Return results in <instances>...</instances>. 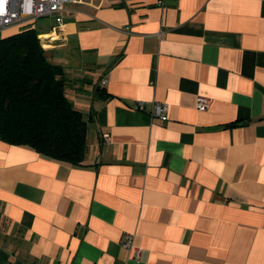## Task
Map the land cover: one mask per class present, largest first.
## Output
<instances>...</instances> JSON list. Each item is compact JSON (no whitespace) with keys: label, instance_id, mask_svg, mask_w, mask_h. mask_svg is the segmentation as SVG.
<instances>
[{"label":"crops","instance_id":"crops-1","mask_svg":"<svg viewBox=\"0 0 264 264\" xmlns=\"http://www.w3.org/2000/svg\"><path fill=\"white\" fill-rule=\"evenodd\" d=\"M55 25L88 149L0 139V264H264V0H75Z\"/></svg>","mask_w":264,"mask_h":264},{"label":"trees","instance_id":"trees-1","mask_svg":"<svg viewBox=\"0 0 264 264\" xmlns=\"http://www.w3.org/2000/svg\"><path fill=\"white\" fill-rule=\"evenodd\" d=\"M18 29L0 35V139L81 164L92 117L69 97L71 75L52 60L36 22Z\"/></svg>","mask_w":264,"mask_h":264},{"label":"built area","instance_id":"built-area-1","mask_svg":"<svg viewBox=\"0 0 264 264\" xmlns=\"http://www.w3.org/2000/svg\"><path fill=\"white\" fill-rule=\"evenodd\" d=\"M75 0H0V35L10 27H23L35 22L38 17L52 16L56 20L53 31L61 29L65 23V12L69 3ZM165 0H158L159 4H164ZM103 80V82H105ZM151 112L154 116L162 120L168 119V104L162 101L151 102ZM209 99L205 96H198L197 108L207 109ZM135 108L145 110V102H138ZM104 140L108 142L110 135L104 134ZM122 244L131 250V257L140 260L143 256L142 248L135 246L133 235L127 234L122 240Z\"/></svg>","mask_w":264,"mask_h":264},{"label":"rangeland","instance_id":"rangeland-1","mask_svg":"<svg viewBox=\"0 0 264 264\" xmlns=\"http://www.w3.org/2000/svg\"><path fill=\"white\" fill-rule=\"evenodd\" d=\"M55 20V18L54 17H52V16H41V17H38L37 18V27H39V29H41V27L42 26H44V25H47V24H50L51 22H53ZM36 21V20H35ZM7 30H9V29H7ZM7 30H5L4 32H3V34L5 35V33L7 32Z\"/></svg>","mask_w":264,"mask_h":264},{"label":"bare ground","instance_id":"bare-ground-1","mask_svg":"<svg viewBox=\"0 0 264 264\" xmlns=\"http://www.w3.org/2000/svg\"><path fill=\"white\" fill-rule=\"evenodd\" d=\"M50 37V36H49Z\"/></svg>","mask_w":264,"mask_h":264}]
</instances>
